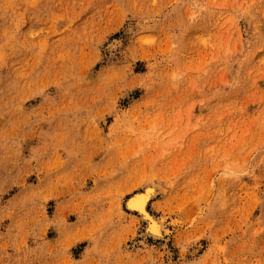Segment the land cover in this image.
I'll list each match as a JSON object with an SVG mask.
<instances>
[{"label": "rangeland", "instance_id": "rangeland-1", "mask_svg": "<svg viewBox=\"0 0 264 264\" xmlns=\"http://www.w3.org/2000/svg\"><path fill=\"white\" fill-rule=\"evenodd\" d=\"M0 264H264V0H0Z\"/></svg>", "mask_w": 264, "mask_h": 264}, {"label": "bare ground", "instance_id": "bare-ground-1", "mask_svg": "<svg viewBox=\"0 0 264 264\" xmlns=\"http://www.w3.org/2000/svg\"><path fill=\"white\" fill-rule=\"evenodd\" d=\"M148 185V184H147ZM151 185H152V182H151ZM146 186L142 191H138V192H135L134 194H132L131 196H129L128 198H127V200H126V207L128 208V209H130V210H137L138 212H139V215H140V217L142 218V219H145L146 221H147V224H146V229L144 230L145 231V235H154V237H157V236H160L161 237V235H162V233L160 234V235H156V234H153V233H151V232H149V227H150V224H149V221H148V219L146 218V216L144 215V214H142L140 211H139V209H135V208H130L129 207V205H128V202H129V200H131L134 196H137V195H143V196H146L147 197V199H146V201L144 202V211H145V213L147 214V216H151L152 218H153V220H155L157 223H158V225H159V227L161 228V226H160V222L161 221H158L157 219L158 218H156V217H154L153 215H151L150 213H149V211H147V209H146V203H147V201H148V199H149V197L151 196V195H153L154 194V192H156L155 191V189H154V187L156 186V185H154V183H153V185L154 186ZM159 186V185H158ZM158 186H156V187H158ZM160 189V188H159ZM156 190H158V189H156ZM160 217V216H159ZM140 218V219H141ZM160 220H161V218H160ZM161 230V229H160ZM165 231V230H164Z\"/></svg>", "mask_w": 264, "mask_h": 264}, {"label": "snow or ice", "instance_id": "snow-or-ice-1", "mask_svg": "<svg viewBox=\"0 0 264 264\" xmlns=\"http://www.w3.org/2000/svg\"><path fill=\"white\" fill-rule=\"evenodd\" d=\"M146 199H147L146 196L137 195L134 196L131 200H129L128 205L130 208L139 209V211L146 216L150 224L149 232L156 235H160L161 230L158 223L155 220H153L151 216H147V214L144 211V202L146 201Z\"/></svg>", "mask_w": 264, "mask_h": 264}]
</instances>
